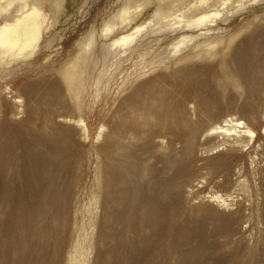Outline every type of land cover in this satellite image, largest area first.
Here are the masks:
<instances>
[{"label": "rangeland", "instance_id": "374dc122", "mask_svg": "<svg viewBox=\"0 0 264 264\" xmlns=\"http://www.w3.org/2000/svg\"><path fill=\"white\" fill-rule=\"evenodd\" d=\"M31 5L32 54L0 52V264H264V0H0V25ZM231 117L253 143L206 134Z\"/></svg>", "mask_w": 264, "mask_h": 264}, {"label": "bare ground", "instance_id": "6f19581e", "mask_svg": "<svg viewBox=\"0 0 264 264\" xmlns=\"http://www.w3.org/2000/svg\"><path fill=\"white\" fill-rule=\"evenodd\" d=\"M199 1L201 4H205L208 0ZM209 16L210 14L200 15L196 19H192L189 24H200ZM182 20L183 19L178 20L179 24H181ZM121 21H126V19H121ZM44 23L45 14L35 5H31L28 10H26L16 19L2 23L0 25V52H3L7 55L5 62L11 61L13 55H15L16 53L21 54L27 49L28 56H30L35 46L39 42L42 29L44 28ZM130 37H132V34H123L120 38L116 39L115 42L128 40ZM231 39L232 37L229 40ZM78 67V61H73L71 64L67 65V68L64 72V78L69 83L68 87L70 89L77 86L74 81L78 75V70H76V68ZM257 71L258 77L256 72L254 75V79L256 85L260 88V91H262V81L264 78L263 74H261V71L258 69ZM79 122L86 130L84 122L81 120ZM223 122V125L217 124L210 127L207 130L206 134L218 133V135L222 136L223 138H225L224 136H232V140H235L239 145L243 143V146H247L250 142L254 141L258 135L255 130L250 128L247 124H245V122L239 119L231 117L224 119ZM225 140L226 139H224V141Z\"/></svg>", "mask_w": 264, "mask_h": 264}]
</instances>
